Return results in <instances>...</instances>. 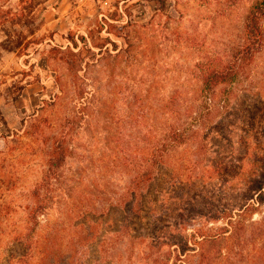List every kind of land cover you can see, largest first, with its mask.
<instances>
[{
    "label": "rangeland",
    "instance_id": "obj_1",
    "mask_svg": "<svg viewBox=\"0 0 264 264\" xmlns=\"http://www.w3.org/2000/svg\"><path fill=\"white\" fill-rule=\"evenodd\" d=\"M255 1L0 0L14 15L0 26V264H172L176 246L182 258L197 253L264 154V20L252 63L199 108L203 73L241 47ZM71 39L90 53L68 57ZM170 97L186 125L207 115L125 233L122 195ZM61 134L69 154L33 227L32 190ZM262 217L264 207L252 220ZM262 229L241 236L244 256L264 247Z\"/></svg>",
    "mask_w": 264,
    "mask_h": 264
},
{
    "label": "trees",
    "instance_id": "obj_2",
    "mask_svg": "<svg viewBox=\"0 0 264 264\" xmlns=\"http://www.w3.org/2000/svg\"><path fill=\"white\" fill-rule=\"evenodd\" d=\"M13 16V14L9 17L7 13H0V26ZM262 20H264V0H256L243 21L244 42L241 47L232 53L225 64L208 67L203 73L201 90L199 91L201 97L199 108H208L214 99V89L220 85H232L237 82L241 74L252 63L255 55L263 46ZM104 22H107L106 16L98 23L99 29L104 26ZM71 40L72 47L67 50L68 57L80 59L82 53H90L89 45L73 52V49L78 48V44L77 41ZM80 40L84 45L86 44L84 37H80ZM106 40L109 41V39ZM104 46V44L99 45L100 52ZM72 62L75 63L76 61L73 60ZM73 63L71 66H80V62ZM174 104V97H170L164 103L161 113L162 121L157 132H150L146 136L139 159L132 166L133 173L130 175L122 195L125 219L121 228L123 226L125 233H129L130 223L140 215L145 199L148 200V190L151 188L159 168L166 162L168 155L174 149L191 144L197 138L195 137L197 135L196 130L201 125L202 118L207 115L203 111V113H195L191 117L192 124H188V126L185 121L181 122L178 113L173 109ZM66 139L67 136L61 134L60 137H55L52 141L47 152L46 170L40 185L32 190L34 207L29 211L28 219L33 227L37 224L38 216L44 212L47 206L46 199L49 198L50 185L58 179V169L64 165L68 157L69 147ZM238 194L240 203L237 208L224 209L221 213L222 225L216 229L215 233L203 235L202 241H196L198 242L197 253L190 256L185 255L182 258L185 249L183 247L182 250H179L180 246H176L171 251L174 253L172 264H234L238 257L242 258V262L245 260V262L250 261L251 264H264V247L254 244L255 248L251 254L247 253L244 256V244L240 240L241 236L252 228L257 231L262 226L264 234V217L260 220H252V216L264 207V154L259 165L245 175ZM55 245L54 242L50 248ZM160 264L169 263L166 259H162Z\"/></svg>",
    "mask_w": 264,
    "mask_h": 264
}]
</instances>
